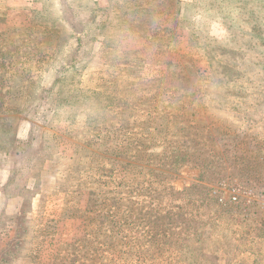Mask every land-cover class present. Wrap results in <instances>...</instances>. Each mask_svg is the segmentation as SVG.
<instances>
[{"label":"rangeland","instance_id":"rangeland-1","mask_svg":"<svg viewBox=\"0 0 264 264\" xmlns=\"http://www.w3.org/2000/svg\"><path fill=\"white\" fill-rule=\"evenodd\" d=\"M185 135L170 174L211 233L173 263L155 223L164 263L141 264H264V0H0V264H103L120 243L100 238L92 192ZM128 201L141 245L147 211Z\"/></svg>","mask_w":264,"mask_h":264},{"label":"trees","instance_id":"trees-1","mask_svg":"<svg viewBox=\"0 0 264 264\" xmlns=\"http://www.w3.org/2000/svg\"><path fill=\"white\" fill-rule=\"evenodd\" d=\"M97 9L98 6L94 4L93 6L90 5L87 19H82L78 12L73 10V12L77 14H74L76 23L81 26H89L94 22L93 18L97 13ZM91 13L95 15L89 17ZM76 29L81 31L83 28ZM74 59L75 58H73V60ZM74 65L73 62L69 64L71 67ZM183 95V93L176 94L177 100H175V102H182L180 98ZM185 106L187 111L184 117H186V115L193 116V111H191L193 105L187 102ZM186 130H181L180 134L185 133ZM152 134L153 132H151L150 135ZM185 137H187V135L179 140L175 139V141L169 138L162 140L159 146V149L161 148L162 150L158 149L159 152H156L152 150V147L149 149L150 152L146 156L149 167L144 168V166L138 165L137 173L133 174L130 178H127L125 174L117 178L114 174L110 173L106 175L111 179L110 190L104 191V189H102V192H99V194L98 192L96 193V191L92 192L94 197L98 195L95 202H99V204H97L99 205V210L104 211L103 213L108 212V216L100 217V238L102 236H109L116 240L118 238L120 243V247L114 248L113 250L108 245L101 243L99 249L102 251L101 257L104 259L103 264L106 263L108 257L111 258L113 264H129L130 262L132 264H141L143 260L148 258L147 256L151 257L154 255V252L161 253L155 255L156 261L164 263V258L162 257V241L159 240L160 243H158L153 238L152 225L155 223L159 225L160 236L167 239L170 238V242H177L173 248L178 252V257L173 263L180 261L179 258L183 254V250L192 254L194 252H201L207 236L211 233L210 228L207 226V222L204 220V212L202 210L204 201L193 196L181 197L173 184V177L170 174V168H176L184 162H189L186 161L187 159L183 154L184 152H182L185 150L184 146H187L190 142L189 138L187 139ZM25 143L27 146L31 147L29 142ZM142 144L143 142H140L138 146L140 147ZM181 146L183 148H181ZM168 149L170 151H168ZM172 150L179 151L180 153H176L175 156H172ZM17 153L19 158L24 157L20 151ZM136 155L140 156V154ZM133 159L135 161L138 159L142 161L144 158H141V156L137 158L134 155ZM133 163L129 162L126 165ZM131 196L135 198L142 197V199L130 202ZM126 200H129L128 202H130L131 206H142L147 211L144 218L139 220V223L141 222V224L145 225L144 233L146 235L145 240L142 238L143 242L141 245L131 244L128 234H124L122 230L126 220L125 222L121 220L119 212L122 208L127 209L128 205H123V202ZM91 210V207H86V211ZM134 227L140 226L136 225ZM174 249H172V251ZM194 257L197 258L196 255ZM194 257L192 256L191 258L193 261H195Z\"/></svg>","mask_w":264,"mask_h":264}]
</instances>
